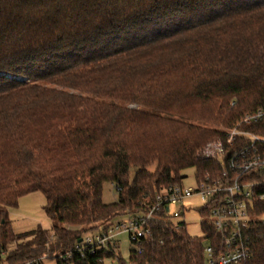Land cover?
Masks as SVG:
<instances>
[{"label": "trees", "instance_id": "obj_1", "mask_svg": "<svg viewBox=\"0 0 264 264\" xmlns=\"http://www.w3.org/2000/svg\"><path fill=\"white\" fill-rule=\"evenodd\" d=\"M260 108L264 0H0V254L126 264L116 238H85L146 214L188 168L200 180L222 172L199 152ZM35 191L52 228L17 234L9 208ZM200 212L203 237L158 211L131 240V264H207L220 239ZM249 214L243 264H264V199Z\"/></svg>", "mask_w": 264, "mask_h": 264}, {"label": "built area", "instance_id": "obj_2", "mask_svg": "<svg viewBox=\"0 0 264 264\" xmlns=\"http://www.w3.org/2000/svg\"><path fill=\"white\" fill-rule=\"evenodd\" d=\"M199 157L221 162L223 171L197 179L195 188L182 182L157 192L146 214L111 226L108 233L87 236L85 242L103 246L121 231L129 232L133 242H140L150 232L148 223L158 211L167 208L170 212L172 204L183 205L186 199L199 195L209 207L211 224L220 239L218 247L207 245V264H243L249 256V209L254 201L264 199V108L226 127L224 138L209 142ZM174 224L181 226V222Z\"/></svg>", "mask_w": 264, "mask_h": 264}, {"label": "rangeland", "instance_id": "obj_3", "mask_svg": "<svg viewBox=\"0 0 264 264\" xmlns=\"http://www.w3.org/2000/svg\"><path fill=\"white\" fill-rule=\"evenodd\" d=\"M224 130L226 127H221ZM183 184L186 187H197L196 169L188 168L183 172ZM119 194L115 185L111 182H106L103 187V201L105 203H114L118 200ZM46 198L41 191H35L23 195L19 200L17 207L9 208L10 218L13 221V227L17 234L27 233L35 230L38 227L51 230L52 220L45 211ZM204 207V201L199 195H194L181 203L172 204L170 206V214L172 221L183 222L186 225L188 233L192 236L203 237L206 234L203 231L202 224L205 217L200 212ZM129 220L127 215H120L116 217L111 223L115 226L118 223H123ZM100 233V231H97ZM96 233V234H97ZM95 234V235H96ZM115 238L119 242L118 254L121 255L126 264H131V238L129 232L121 231L115 234ZM15 244L9 247L13 249ZM7 253H1L0 259L3 261L0 264H8L6 262ZM45 264H57L54 259L46 258ZM72 264V263H63ZM104 264H120L118 258H106Z\"/></svg>", "mask_w": 264, "mask_h": 264}]
</instances>
